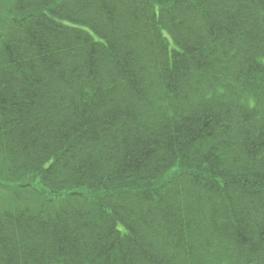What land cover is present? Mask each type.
Here are the masks:
<instances>
[{"label": "trees", "instance_id": "trees-1", "mask_svg": "<svg viewBox=\"0 0 264 264\" xmlns=\"http://www.w3.org/2000/svg\"><path fill=\"white\" fill-rule=\"evenodd\" d=\"M0 169V264H264V0L0 1Z\"/></svg>", "mask_w": 264, "mask_h": 264}, {"label": "rangeland", "instance_id": "rangeland-1", "mask_svg": "<svg viewBox=\"0 0 264 264\" xmlns=\"http://www.w3.org/2000/svg\"><path fill=\"white\" fill-rule=\"evenodd\" d=\"M1 7L5 10L6 7L12 5L13 0H0ZM5 179L3 177L2 169H0V180ZM5 185L12 187H3L0 186V215L8 210L14 208H26L27 206L32 207L33 209H40V200L36 195H32L29 192V189H24L22 187H14V184L8 183V180L5 179ZM16 184H20L19 182Z\"/></svg>", "mask_w": 264, "mask_h": 264}]
</instances>
